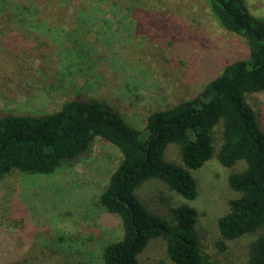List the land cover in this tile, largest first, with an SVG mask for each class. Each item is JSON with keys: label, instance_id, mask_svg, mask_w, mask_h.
Listing matches in <instances>:
<instances>
[{"label": "rangeland", "instance_id": "374dc122", "mask_svg": "<svg viewBox=\"0 0 264 264\" xmlns=\"http://www.w3.org/2000/svg\"><path fill=\"white\" fill-rule=\"evenodd\" d=\"M263 17L264 0H244ZM249 53L247 40L224 28L206 0H0V115L41 114L74 99L112 104L129 125L143 129L150 113L195 97L227 63ZM264 130V90L248 94ZM222 139V124L213 132ZM164 157L180 163L179 146ZM122 159L98 136L92 151L51 175L17 173L0 185V264H104L106 243L123 235L121 218L99 201ZM215 156L192 170L198 194L190 200L158 178L139 199L173 220L172 208L198 211L202 250L218 264H247L254 234L221 250L218 219L239 196ZM163 238L138 253L140 264H171Z\"/></svg>", "mask_w": 264, "mask_h": 264}, {"label": "trees", "instance_id": "16d2710c", "mask_svg": "<svg viewBox=\"0 0 264 264\" xmlns=\"http://www.w3.org/2000/svg\"><path fill=\"white\" fill-rule=\"evenodd\" d=\"M217 21L243 36L249 53L225 65L193 98L149 114L143 129L128 124L108 101L69 100L41 114L0 115V185L21 173L54 174L92 151L100 136L115 145L122 159L100 195V204L121 218L123 235L103 247L104 264H140L138 253L154 238H163L171 264H218L202 250L196 230L198 211L184 203L172 208L173 220L150 211L137 195L148 179L158 178L186 199L198 194L192 170L211 157L225 167H245L229 174L239 192L219 217L221 250L228 242L254 234L247 264H264V130L248 94L264 90V19L250 13L244 0H206ZM222 139L215 145V126ZM179 146L180 163L164 155Z\"/></svg>", "mask_w": 264, "mask_h": 264}]
</instances>
